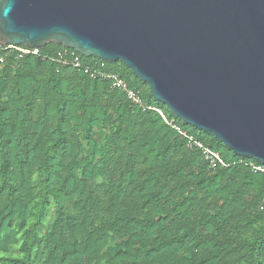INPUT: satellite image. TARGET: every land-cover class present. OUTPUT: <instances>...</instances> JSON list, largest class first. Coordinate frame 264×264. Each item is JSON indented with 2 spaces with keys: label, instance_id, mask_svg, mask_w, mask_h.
I'll return each instance as SVG.
<instances>
[{
  "label": "trees",
  "instance_id": "trees-1",
  "mask_svg": "<svg viewBox=\"0 0 264 264\" xmlns=\"http://www.w3.org/2000/svg\"><path fill=\"white\" fill-rule=\"evenodd\" d=\"M41 51L54 60L0 53V264H264V164L174 117L120 61ZM70 52L79 68L57 62Z\"/></svg>",
  "mask_w": 264,
  "mask_h": 264
},
{
  "label": "water",
  "instance_id": "water-1",
  "mask_svg": "<svg viewBox=\"0 0 264 264\" xmlns=\"http://www.w3.org/2000/svg\"><path fill=\"white\" fill-rule=\"evenodd\" d=\"M120 61L182 122L264 164V0H0V44Z\"/></svg>",
  "mask_w": 264,
  "mask_h": 264
},
{
  "label": "built area",
  "instance_id": "built-area-1",
  "mask_svg": "<svg viewBox=\"0 0 264 264\" xmlns=\"http://www.w3.org/2000/svg\"><path fill=\"white\" fill-rule=\"evenodd\" d=\"M76 52V51H75ZM0 53L4 54H12L17 59H22L24 57H35L39 58L41 60H54L50 55L47 53H43L41 49L36 47H28L24 45H12V44H0ZM0 62H2V59H0ZM57 62H59L61 65H70L74 68L80 67V61L79 57L74 52H70V55L68 58H66L64 55H59ZM91 76L100 77L102 79H108L111 82L112 88H118L122 89L126 92L127 97L132 100L135 104H139L138 99L135 97L133 92L128 90L126 88L125 83L117 77L115 74H102L97 71H92ZM189 142L192 140L191 138H188ZM195 146L202 149L203 157L206 161L209 163V167L213 168L218 163L220 165H223L222 161L219 158V155L217 153L211 152L206 148H202V146L196 142H193ZM252 168L257 172L264 173V165H254Z\"/></svg>",
  "mask_w": 264,
  "mask_h": 264
}]
</instances>
